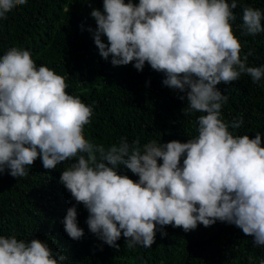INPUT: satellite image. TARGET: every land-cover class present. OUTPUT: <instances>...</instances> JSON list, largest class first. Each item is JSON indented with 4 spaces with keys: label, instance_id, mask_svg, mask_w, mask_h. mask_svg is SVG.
Returning <instances> with one entry per match:
<instances>
[{
    "label": "clouds",
    "instance_id": "clouds-1",
    "mask_svg": "<svg viewBox=\"0 0 264 264\" xmlns=\"http://www.w3.org/2000/svg\"><path fill=\"white\" fill-rule=\"evenodd\" d=\"M92 2L87 0L96 27L87 30L99 55L111 57L114 67L132 63L142 72L147 63L163 73V86L187 100L183 114L202 113L197 135L187 142L150 140L143 146L138 139L130 144L121 138L107 149L91 143L84 131L93 108L66 92L65 77L37 66L30 50L11 47L0 56V176L25 177L38 158L46 171L70 162L59 182L75 204L61 223L74 241L84 236L76 207L82 204L88 230L116 249L122 234L129 248H151L157 231L167 235L166 226L188 233L217 221L241 229L255 247L264 246L262 136L229 131L240 128L243 117L224 121L228 95L217 88L242 74L257 85L264 78V65H248L253 49L241 56L243 45L233 29L238 0H103V10ZM27 3L0 0V19ZM262 20L264 11L242 3V35L264 33ZM119 166L138 180L120 174ZM66 260L46 241L0 235V264Z\"/></svg>",
    "mask_w": 264,
    "mask_h": 264
},
{
    "label": "trees",
    "instance_id": "trees-1",
    "mask_svg": "<svg viewBox=\"0 0 264 264\" xmlns=\"http://www.w3.org/2000/svg\"><path fill=\"white\" fill-rule=\"evenodd\" d=\"M242 3L264 11V0ZM242 3L238 0L234 10L237 20L233 29L243 45L241 56L253 49L248 65L258 67L264 65V33L241 34ZM92 7L103 10V0H93ZM91 10L87 0H28L0 19V56L11 47L30 50L37 66L43 64L65 77L66 92L93 108L84 131L91 143L107 149L121 138L130 144L138 139L143 146L150 140L187 142L195 137L196 121L202 113L183 114L187 100L181 101L178 95L182 93L163 86V73L147 63L142 72L132 63L114 67L111 57L106 61L99 55L87 30L96 27ZM261 23L264 25V20ZM217 88L228 95L221 110L224 121L230 124L243 117L240 128L229 127V131L250 138L260 134L264 147V78L257 85L242 74L238 81ZM68 163L46 171L38 158L25 177L14 178L7 172L0 176V235L46 241L54 254L60 251L67 256L64 264H249V257L252 264H259V259H264V246L255 247L253 238L241 229L219 221L207 228L200 224L188 233L166 226L167 235L162 237L157 231L151 248H129L122 234L117 241L119 249L112 248L88 230V212L82 204L76 207L84 236L74 241L61 223L67 209L75 204L59 182ZM119 172L138 180L124 166H119Z\"/></svg>",
    "mask_w": 264,
    "mask_h": 264
}]
</instances>
